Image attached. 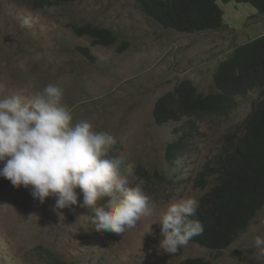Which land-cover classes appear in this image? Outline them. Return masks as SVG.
<instances>
[{"label":"rangeland","instance_id":"rangeland-1","mask_svg":"<svg viewBox=\"0 0 264 264\" xmlns=\"http://www.w3.org/2000/svg\"><path fill=\"white\" fill-rule=\"evenodd\" d=\"M36 5L34 0H0V98L19 95L27 99L46 85L55 84L64 90L65 104L76 101L93 109L98 105L100 89L67 84L69 78L74 75L76 81L89 82L106 79L119 88L115 92L118 99L109 108L116 107L120 113L121 125L114 131L122 141L121 153L128 154L136 168L167 169L164 153L190 131L184 147L188 158L180 159L176 166L178 170L184 168L187 187L184 194L168 192L158 199L153 197L157 206L154 215L142 218L135 228L120 234L106 230L99 234L91 223L95 215L92 208L73 205L72 209L60 210V215L53 210L55 197L40 203L31 195L30 187L17 188L0 177V245L6 238L5 248H14L16 258L39 243L71 256L77 246L95 257L91 264H179L196 256L217 264H264L255 247V237H264V209L224 251L189 242L175 254L164 252L159 249L162 225L152 222L171 202L184 196L199 199L204 189L208 192L213 179L205 182L203 190L199 184L212 172L220 150L218 134L224 135L232 120L244 118L253 99L247 97L234 119H197L192 129L187 119L159 127L151 119L153 103L183 79L193 80L204 94L214 92L218 64L230 50L264 33V14L250 5L222 4L225 28L182 33L155 21L139 0H72L52 5L55 14ZM29 14L38 15L40 22L21 28L19 20ZM88 23L113 30L117 43L109 48L95 46L91 37L78 35L73 29ZM78 46L88 48L95 61L86 60ZM89 114L101 119L94 110ZM3 164L0 162V168ZM106 199L99 200L98 205ZM79 200L83 201L82 192Z\"/></svg>","mask_w":264,"mask_h":264},{"label":"clouds","instance_id":"clouds-1","mask_svg":"<svg viewBox=\"0 0 264 264\" xmlns=\"http://www.w3.org/2000/svg\"><path fill=\"white\" fill-rule=\"evenodd\" d=\"M219 6L222 7V2ZM44 7L49 14H55V6L44 5ZM258 13L264 14L259 11ZM224 16L226 21L225 13ZM39 22L40 17L31 14L19 20L21 28H32ZM76 26L107 28L91 23ZM76 26L73 27L75 32ZM111 31L114 34L112 43L109 38L99 43L101 39L98 37L90 34L82 36L91 37L95 46L109 48L118 41L115 32ZM263 35L264 33L239 44L221 60L214 72V92L204 94L193 80L183 79L173 90L160 96L151 108L153 124L159 127L187 119V125L189 129H192L197 124V119L215 120L216 117L234 119L233 117L247 97L253 99L252 109L259 94L254 90H250L246 98L238 95L236 105L225 115L207 116L203 111L191 113L192 104L190 112L179 110L177 118L166 119L165 116L159 115L161 109L159 100L170 93L179 97V90H191L192 93L189 94L188 99L192 103L196 95L203 98L216 95L218 88L215 74L218 73L222 64L229 61L237 48L250 44ZM96 40L100 41L96 42ZM77 50L86 60L95 61L88 48L78 46ZM69 81L67 84L88 87L90 90L99 88L98 105L89 109L84 103L76 101L65 104L64 90L55 84L46 85L27 99L19 95L0 98V162H4L3 167L0 168V177H4L3 181L8 180L17 188L30 187L31 195L40 203H44L50 196L55 197L53 210L60 215L62 214L60 210L72 209L73 205L92 208L95 215L91 216V223L99 234L102 230L117 234L125 233L126 230L135 228L142 218L154 215L157 206L153 197L158 199L161 194L168 192L183 193L186 189L187 176L184 175V168L181 167L178 170L176 166L177 161L180 162L183 159L185 161L188 158L184 147L189 141L190 131L186 135L183 134L182 137L185 138L182 141L176 139L170 144L164 153L165 161L169 164L167 169L150 170L143 165L136 168L129 155L121 153L122 141L114 131L115 127L121 125L120 113L116 107L109 108L110 104L118 99L115 92L119 91V88L106 79L99 82L76 81L72 75ZM251 109L239 121L232 120V125L224 135L218 134L220 150L216 154L217 158H214L212 172L210 176L202 178L199 184L200 189L203 190L205 182L213 179L208 192L204 189L199 199L194 196H184L171 202L166 211L152 221L162 225L159 249L175 254L190 242L213 251H224L231 248L247 229L248 226L241 229L233 241L221 248H213L197 240L198 237H202L205 230V223L199 220V211L211 199L213 189L219 185L217 166L225 159L236 158L244 163L254 162L256 167L249 166L259 169L260 163L264 161L252 153L237 150L240 139L247 131L246 122ZM91 110L97 112L101 119L92 117L89 114ZM193 137L194 135L192 139ZM262 177H264V171L260 178ZM77 189H80V192H77ZM81 192L82 202L79 200ZM105 197L107 199L103 205H98V201ZM263 209L264 204L248 221ZM194 236H197L196 239H192ZM6 241L7 239L3 238V243L0 245V264H91L95 259L92 254L86 253L77 246L73 247L77 252L71 256L62 254L56 248L44 243L26 249L23 256L16 258L14 248H5ZM255 247L264 259V237L259 235L255 237ZM198 257L212 261L204 256L190 257L186 260ZM186 260L180 261L179 264Z\"/></svg>","mask_w":264,"mask_h":264},{"label":"trees","instance_id":"trees-1","mask_svg":"<svg viewBox=\"0 0 264 264\" xmlns=\"http://www.w3.org/2000/svg\"><path fill=\"white\" fill-rule=\"evenodd\" d=\"M72 0H34L37 8L44 5L64 4ZM142 9L162 26L180 32L220 30L225 26L224 10L219 6L231 2L250 4L264 13V0H139ZM77 34H90L98 37L96 42L105 39L114 42V34L108 28L75 27ZM218 92L203 98L196 95L188 99L191 90L178 91L159 100V115L166 119L177 118V112H204L207 116L228 114L236 105L238 95L247 97L250 90L258 91L251 113L246 122L247 131L240 139L238 152L246 151L264 160V35L258 40L237 48L229 61L222 64L215 74ZM186 87V85L184 86ZM176 107H178L176 109ZM254 162H240L238 159H225L217 166L219 185L211 193V199L199 211V220L205 223L200 243L213 248L228 245L238 232L248 226V220L264 204V161L259 169ZM198 236V235H197ZM194 236L192 239H196ZM180 264H214L205 258H191Z\"/></svg>","mask_w":264,"mask_h":264}]
</instances>
